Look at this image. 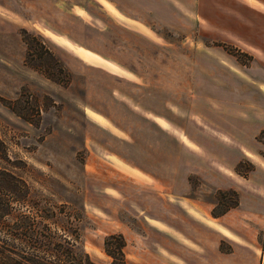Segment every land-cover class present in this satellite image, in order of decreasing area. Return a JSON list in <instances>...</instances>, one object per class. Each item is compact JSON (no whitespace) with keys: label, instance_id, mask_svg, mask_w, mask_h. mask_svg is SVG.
I'll use <instances>...</instances> for the list:
<instances>
[{"label":"rangeland","instance_id":"374dc122","mask_svg":"<svg viewBox=\"0 0 264 264\" xmlns=\"http://www.w3.org/2000/svg\"><path fill=\"white\" fill-rule=\"evenodd\" d=\"M172 1L0 0V264H264V68Z\"/></svg>","mask_w":264,"mask_h":264},{"label":"crops","instance_id":"0c3cea01","mask_svg":"<svg viewBox=\"0 0 264 264\" xmlns=\"http://www.w3.org/2000/svg\"><path fill=\"white\" fill-rule=\"evenodd\" d=\"M179 0H174L169 3L170 6H182ZM185 6H209L208 11L209 16H213L214 14H221L224 16L222 24L223 26L227 25L231 28H235L238 30V41L243 44L248 45V48L251 50H247V54L250 55L253 59L252 65L249 69L252 71L255 70L260 64L264 68V0H191V2L183 3ZM183 5V6H184ZM198 11V8L196 9ZM198 16V14H197ZM227 16V18L225 17ZM131 72L129 71V74ZM245 77L240 78V86L242 90H245L248 86L251 87L252 91L260 92L262 95V100L264 99V78H258L256 81L258 82L255 85L248 82V77H253L251 73L248 71L245 72ZM251 85V86H250ZM247 98V97H246ZM241 110L240 114H245L247 116L248 112L255 111L249 108L254 104L248 103V98L243 99L240 98ZM258 106V104H255ZM231 115V114H228ZM230 117V116H229ZM242 117V116H241ZM252 118V117H251ZM251 120V119H250ZM241 121V130L245 129L247 126V122L245 118L240 119ZM228 122V121H227ZM226 122V123H227ZM230 125L232 124L231 119L228 122ZM227 123V124H228ZM229 126V125H228ZM231 131V126L228 127ZM243 151V150H242ZM210 225H213L215 228L221 230L227 237H232V233L229 231H225V229L219 228L217 224L213 222H209ZM226 228V227H225ZM234 239V237H232ZM263 251V249H262ZM263 253V252H262ZM264 257V256H263Z\"/></svg>","mask_w":264,"mask_h":264},{"label":"trees","instance_id":"16d2710c","mask_svg":"<svg viewBox=\"0 0 264 264\" xmlns=\"http://www.w3.org/2000/svg\"><path fill=\"white\" fill-rule=\"evenodd\" d=\"M5 150V146L3 147V142L0 139V155H1V150ZM0 188H9V189H14L17 185V183L19 182V180L16 178L15 175H13V173H11L10 171L0 168ZM113 239H115L117 241V253L115 252H109V254L113 257V262L111 264H115L116 261H120L119 264H127V262L125 261V259L123 258L124 256V250L123 248L126 245L125 239L122 236H111L110 240L106 241V244H110V241H112ZM42 251V250H41ZM39 251V254H37L35 256V259H37V263L36 262H28V263H21V264H59L62 263L63 260L60 258V251L57 249V252L54 254L57 257L55 258V260H48L46 258V254H49L48 250H44V252ZM40 252L42 254H40ZM2 252H0L1 255ZM116 254H119V257H116ZM2 264H5L2 262ZM62 264H81V263H76L74 262V260H64V262ZM85 264H97L89 259H87ZM118 264V263H117Z\"/></svg>","mask_w":264,"mask_h":264}]
</instances>
